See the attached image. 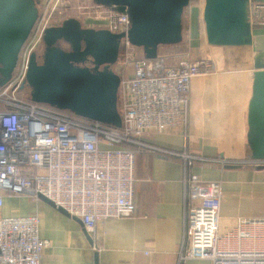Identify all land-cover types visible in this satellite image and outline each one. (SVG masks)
I'll return each instance as SVG.
<instances>
[{
	"label": "built area",
	"instance_id": "obj_1",
	"mask_svg": "<svg viewBox=\"0 0 264 264\" xmlns=\"http://www.w3.org/2000/svg\"><path fill=\"white\" fill-rule=\"evenodd\" d=\"M59 1L44 4L19 53L12 79L0 87V191L35 200L42 195L78 218L91 234L100 221L133 215L135 159L146 147L141 142L143 134L178 131L187 141L180 152L170 153L184 168L186 208L178 264H264V216L239 219L230 231L219 234L221 182H203L191 172L202 158L188 148L193 78L189 57L139 58L142 51L126 37L122 39L126 58L118 75L121 128L14 96L45 30L60 25L54 15ZM94 6L93 17H85L89 19L85 24L93 21L98 29L127 34L128 16ZM263 13L264 5L252 11L254 25ZM89 24L85 26L92 27ZM250 161L247 163L264 164ZM1 207L0 196V212ZM48 247L49 241L40 238L39 215L0 216V264H41Z\"/></svg>",
	"mask_w": 264,
	"mask_h": 264
},
{
	"label": "crops",
	"instance_id": "obj_2",
	"mask_svg": "<svg viewBox=\"0 0 264 264\" xmlns=\"http://www.w3.org/2000/svg\"><path fill=\"white\" fill-rule=\"evenodd\" d=\"M203 7L204 0L189 3L183 14L182 43L161 47L158 55L177 53L190 59L188 148L202 158L191 172L203 182H221L218 233L224 234L239 219L264 216V170L247 163L251 162L246 121L253 49L208 46L203 56L198 23ZM253 30L255 47L264 48V26L253 25ZM183 44L185 52L179 54ZM141 142L146 147L135 159V210L131 217L100 221L88 238L79 222L41 200L11 197L2 191L0 216L39 215L40 238L49 241L41 264H95V256L98 264H178L186 208L184 168L170 153L180 152L187 141L181 132L170 131L146 132ZM221 159L224 165L218 161Z\"/></svg>",
	"mask_w": 264,
	"mask_h": 264
},
{
	"label": "water",
	"instance_id": "obj_3",
	"mask_svg": "<svg viewBox=\"0 0 264 264\" xmlns=\"http://www.w3.org/2000/svg\"><path fill=\"white\" fill-rule=\"evenodd\" d=\"M93 4L130 21L127 34L86 28L75 18L46 29L41 55L33 53L20 90L29 99L73 115L121 128L118 110L120 77L113 67L125 37L154 60L161 47L183 41V14L190 0H92ZM259 0H204L202 19L209 46L253 49L251 96L247 107L248 158L264 162V48L255 47L252 11ZM38 18L35 0H0V87L12 79L19 53ZM258 26H264V13ZM92 67H86L85 62ZM235 168V166H228ZM264 170V164L255 166ZM38 199L75 221L42 195ZM83 227V225H82ZM84 228V227H83ZM86 236L89 234L85 231ZM91 240V239H90ZM95 264L97 256H95Z\"/></svg>",
	"mask_w": 264,
	"mask_h": 264
},
{
	"label": "rangeland",
	"instance_id": "obj_4",
	"mask_svg": "<svg viewBox=\"0 0 264 264\" xmlns=\"http://www.w3.org/2000/svg\"><path fill=\"white\" fill-rule=\"evenodd\" d=\"M35 1L38 2V14H39L40 12H42L44 8L43 7L44 4L48 0H35ZM55 1L56 0H53L52 5L56 3ZM94 10H95V6L93 5L92 0H60L58 5L54 9V15L60 19V24L66 19L75 18V19H78L82 23V25H88V23H90L89 25H91L92 28H95V24H94L95 22L93 23V21H87L86 24L83 22L85 20H89L85 17H88V18L93 17ZM198 23H199V36L201 37L200 42L203 48L201 49V51H202L203 56H205L207 54L205 49L209 45L207 44L206 39H205L204 23H203L202 15L199 17ZM88 28H91V27H88ZM180 47L181 46H179V48ZM42 49H43V44H41L40 47L37 49L39 54L41 53ZM180 50L182 51L179 54H182L183 52H185V44L182 45V48ZM175 54L177 53L171 54L169 56H176ZM167 56L168 55H165L163 57H167ZM125 58L126 56L124 54L123 49H120L119 58L113 67L114 71L118 75H121L120 70L124 67ZM14 96L22 98V99L23 98L29 99V91L28 89H23V90L19 89L18 91L15 92ZM22 170L25 171L26 169L22 168Z\"/></svg>",
	"mask_w": 264,
	"mask_h": 264
},
{
	"label": "flooded vegetation",
	"instance_id": "obj_5",
	"mask_svg": "<svg viewBox=\"0 0 264 264\" xmlns=\"http://www.w3.org/2000/svg\"><path fill=\"white\" fill-rule=\"evenodd\" d=\"M42 52V51H41ZM39 55H41V53L39 54V53H37V56H39ZM86 67H92V64L88 61V62H85V64H84Z\"/></svg>",
	"mask_w": 264,
	"mask_h": 264
},
{
	"label": "trees",
	"instance_id": "obj_6",
	"mask_svg": "<svg viewBox=\"0 0 264 264\" xmlns=\"http://www.w3.org/2000/svg\"><path fill=\"white\" fill-rule=\"evenodd\" d=\"M191 1L193 2V1H195V0H190V2H191ZM36 2H37V1H36Z\"/></svg>",
	"mask_w": 264,
	"mask_h": 264
}]
</instances>
